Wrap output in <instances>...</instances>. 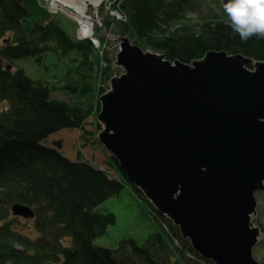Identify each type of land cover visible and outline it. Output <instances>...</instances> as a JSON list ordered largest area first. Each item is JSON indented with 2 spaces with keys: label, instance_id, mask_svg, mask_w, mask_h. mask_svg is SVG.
<instances>
[{
  "label": "trees",
  "instance_id": "1",
  "mask_svg": "<svg viewBox=\"0 0 264 264\" xmlns=\"http://www.w3.org/2000/svg\"><path fill=\"white\" fill-rule=\"evenodd\" d=\"M111 5L120 18L111 15L103 26L170 61L190 64L211 50L264 61V38L241 40L223 0H113ZM66 30L39 0H0V264H213L191 249L113 158L108 163L116 176L65 157L58 144L44 143L60 129L81 128L92 106L79 100L99 107L106 90L95 83L113 75L90 39L72 38ZM48 54L56 62L65 59L59 88L29 78L18 65ZM56 90L77 101L52 98ZM124 186L147 206L156 231L142 245L133 240L115 250L95 245L93 240L115 219L95 207ZM13 203L31 209L32 217L23 221L30 222L32 235L22 232V219L10 213Z\"/></svg>",
  "mask_w": 264,
  "mask_h": 264
},
{
  "label": "water",
  "instance_id": "2",
  "mask_svg": "<svg viewBox=\"0 0 264 264\" xmlns=\"http://www.w3.org/2000/svg\"><path fill=\"white\" fill-rule=\"evenodd\" d=\"M117 41L123 73L99 97V143L201 258L259 264L251 215L264 191V61L211 50L188 64ZM10 211L32 216L20 203Z\"/></svg>",
  "mask_w": 264,
  "mask_h": 264
},
{
  "label": "rangeland",
  "instance_id": "3",
  "mask_svg": "<svg viewBox=\"0 0 264 264\" xmlns=\"http://www.w3.org/2000/svg\"><path fill=\"white\" fill-rule=\"evenodd\" d=\"M46 9L52 13L54 19L59 24L66 28L68 34L72 38L78 40L90 39L94 46L100 49L102 58L107 62L104 65L109 67L113 73L112 76H119L123 73V68L116 65V54L119 51L118 35L114 34L111 29H107L102 25L103 21H110L111 15L120 18L117 12L111 11L113 0H97L95 6L87 5V15L94 18L93 21V36H99L102 42L96 41L94 38L83 37L79 33V24L74 19L72 14L65 7L56 4L53 0H39ZM193 18V16H189ZM99 56V55H98ZM18 65L22 67L24 73L33 80L47 82L49 86H62L64 76L65 59L55 61V58L48 54L41 56L37 61L31 59L19 60ZM103 65V63H102ZM64 81V80H63ZM103 87L106 92L110 89V79L104 80V83H95V87ZM51 97L58 100H64L70 103H75L76 97L64 93L62 90H56L51 93ZM80 103L86 107L91 104L92 113L85 120L81 128L60 129L49 134L44 143L48 146L58 144L59 151L65 157L74 160L81 159L88 163L98 166L108 171L112 176H116L114 169L109 165L108 158L110 154L99 143L98 136L103 129V125L98 121L97 115L100 111L96 108L95 102H90L85 99H80ZM142 194V192H140ZM257 201L256 215L260 220L261 226L264 228V192L258 191L255 193ZM95 210L101 213H112L114 215V223L109 224L104 233L97 236L93 243L95 245L115 250L122 241L133 240L136 244L142 245L146 237L156 231L157 224L149 213L147 206L136 198L128 186H124L118 194H115L95 207ZM20 220V228L22 232H31V224L28 221ZM253 257L260 264L264 256V234L259 235V240L252 251Z\"/></svg>",
  "mask_w": 264,
  "mask_h": 264
},
{
  "label": "clouds",
  "instance_id": "4",
  "mask_svg": "<svg viewBox=\"0 0 264 264\" xmlns=\"http://www.w3.org/2000/svg\"><path fill=\"white\" fill-rule=\"evenodd\" d=\"M224 9L241 40L264 38V0H227Z\"/></svg>",
  "mask_w": 264,
  "mask_h": 264
},
{
  "label": "bare ground",
  "instance_id": "5",
  "mask_svg": "<svg viewBox=\"0 0 264 264\" xmlns=\"http://www.w3.org/2000/svg\"><path fill=\"white\" fill-rule=\"evenodd\" d=\"M55 3L52 7H56V4H60L63 7H70L72 11H67L72 14L74 19L79 24V33L83 37L93 38V21L94 18L87 15L86 6H95L97 0H53Z\"/></svg>",
  "mask_w": 264,
  "mask_h": 264
},
{
  "label": "flooded vegetation",
  "instance_id": "6",
  "mask_svg": "<svg viewBox=\"0 0 264 264\" xmlns=\"http://www.w3.org/2000/svg\"><path fill=\"white\" fill-rule=\"evenodd\" d=\"M258 192V191H257ZM264 192V191H263ZM251 223L253 225V227L257 228L259 230V235L261 234H264V228L261 226V223H260V220L257 218V215H256V210L255 212L251 215ZM258 240H259V237H258ZM258 243V242H257ZM257 245V244H256ZM255 245V246H256ZM263 259H264V256L262 258V264H263ZM258 262V261H257ZM259 263V262H258ZM260 264V263H259Z\"/></svg>",
  "mask_w": 264,
  "mask_h": 264
}]
</instances>
